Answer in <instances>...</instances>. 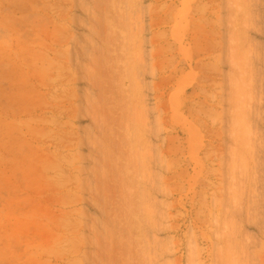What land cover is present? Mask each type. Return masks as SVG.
<instances>
[{
    "label": "rangeland",
    "instance_id": "rangeland-1",
    "mask_svg": "<svg viewBox=\"0 0 264 264\" xmlns=\"http://www.w3.org/2000/svg\"><path fill=\"white\" fill-rule=\"evenodd\" d=\"M0 264H264V0H0Z\"/></svg>",
    "mask_w": 264,
    "mask_h": 264
},
{
    "label": "bare ground",
    "instance_id": "bare-ground-1",
    "mask_svg": "<svg viewBox=\"0 0 264 264\" xmlns=\"http://www.w3.org/2000/svg\"><path fill=\"white\" fill-rule=\"evenodd\" d=\"M111 249H113V247H111ZM102 257H104L105 259H107L108 258V253L107 252H102Z\"/></svg>",
    "mask_w": 264,
    "mask_h": 264
}]
</instances>
